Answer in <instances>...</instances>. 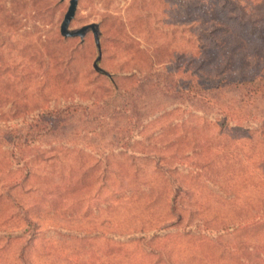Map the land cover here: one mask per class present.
Here are the masks:
<instances>
[{
  "label": "rangeland",
  "instance_id": "374dc122",
  "mask_svg": "<svg viewBox=\"0 0 264 264\" xmlns=\"http://www.w3.org/2000/svg\"><path fill=\"white\" fill-rule=\"evenodd\" d=\"M69 1L0 0V264H262L264 0Z\"/></svg>",
  "mask_w": 264,
  "mask_h": 264
},
{
  "label": "water",
  "instance_id": "95a60500",
  "mask_svg": "<svg viewBox=\"0 0 264 264\" xmlns=\"http://www.w3.org/2000/svg\"><path fill=\"white\" fill-rule=\"evenodd\" d=\"M77 6H78V0H70L69 1L68 10L64 16V20H63L62 25H61V34L66 38H70V37L83 38L86 35V33L89 30H91L95 36L96 45H97L99 52H100V55L98 57V60H99L101 58V45H100V39H99L98 25L97 24H89V25L82 27L81 29H77V30H70L69 29L70 23L73 20V18L75 17ZM94 66H95V69L101 70V69H99L97 62L95 63Z\"/></svg>",
  "mask_w": 264,
  "mask_h": 264
},
{
  "label": "trees",
  "instance_id": "16d2710c",
  "mask_svg": "<svg viewBox=\"0 0 264 264\" xmlns=\"http://www.w3.org/2000/svg\"><path fill=\"white\" fill-rule=\"evenodd\" d=\"M159 87H160V84H159ZM253 93H254V90H253ZM24 248H26V247H24ZM261 253H262V257H261L262 260H261V262H262V264H264V252H261ZM24 256L25 255L23 254V263L22 264H29L27 260L24 261Z\"/></svg>",
  "mask_w": 264,
  "mask_h": 264
}]
</instances>
